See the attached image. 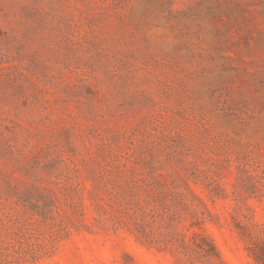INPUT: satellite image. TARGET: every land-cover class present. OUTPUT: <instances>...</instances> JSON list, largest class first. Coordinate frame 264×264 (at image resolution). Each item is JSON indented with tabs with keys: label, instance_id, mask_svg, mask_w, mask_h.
<instances>
[{
	"label": "rangeland",
	"instance_id": "obj_1",
	"mask_svg": "<svg viewBox=\"0 0 264 264\" xmlns=\"http://www.w3.org/2000/svg\"><path fill=\"white\" fill-rule=\"evenodd\" d=\"M263 241L264 0H0V264Z\"/></svg>",
	"mask_w": 264,
	"mask_h": 264
},
{
	"label": "trees",
	"instance_id": "obj_2",
	"mask_svg": "<svg viewBox=\"0 0 264 264\" xmlns=\"http://www.w3.org/2000/svg\"><path fill=\"white\" fill-rule=\"evenodd\" d=\"M184 182L185 188L189 191L195 199H197L201 204L205 205L201 198L195 193L193 188L190 186L188 181L184 178H181ZM186 243V241H184ZM191 242L197 246L203 253L205 252V257L208 259L218 258L221 262L220 252L209 236H207L204 232H194L192 236ZM208 245L210 249L205 247ZM213 252V254L211 253ZM250 256L254 258L256 263L264 264V241L261 243H255L253 246L249 247ZM199 262H203L202 259Z\"/></svg>",
	"mask_w": 264,
	"mask_h": 264
}]
</instances>
